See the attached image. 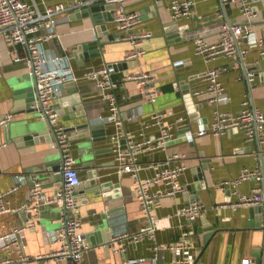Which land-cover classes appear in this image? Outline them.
Returning <instances> with one entry per match:
<instances>
[{"label": "crops", "instance_id": "1", "mask_svg": "<svg viewBox=\"0 0 264 264\" xmlns=\"http://www.w3.org/2000/svg\"><path fill=\"white\" fill-rule=\"evenodd\" d=\"M26 1L58 4L70 0ZM171 1L129 0V8L142 13L143 21L137 26V31L151 33L143 38L142 46L146 52L141 58L125 59L136 46L122 37L123 32L113 21L108 22L107 34L113 36L103 44L101 54H93L94 47H86L78 50L76 56L79 44L101 38L94 18L78 11L62 14L56 28L57 35L44 44L48 56L68 55L78 75L89 67L118 61L113 76L119 80L116 88L119 116L124 117L120 126L112 120L108 102L91 80L68 81L56 99L59 120L67 127L87 121L91 123L90 127H100L95 133L90 128L92 140L87 145L84 143L87 138L79 137L78 129L74 134L69 131L70 135L76 136L70 139L83 179L77 194L83 215L82 230L89 245L84 259L87 264H129L133 257H147L159 252L158 264H240L246 255L253 257L258 264L264 248V201L258 204L238 203L239 193H252L257 186L263 188L264 158L261 154L264 141L248 139L243 128H231L222 134L209 131L199 135L197 132L202 125L213 122L217 108L237 112L243 107V101L249 99L251 104L264 110V58L259 46L254 41L249 43L244 36L240 46L248 47L247 53L242 55L239 51L233 57L220 55L207 62L195 51L196 35L218 40L221 25L229 20L236 21L241 15L240 8L225 5V11L222 0H193V15L175 21L169 8ZM255 6L258 11H263V19L251 27L257 37H264V0H259ZM18 51L28 55V50L21 45ZM15 56L16 47L0 35V118L8 112L17 114L9 122L0 124V193H6V199L12 205L20 206L31 202L30 186L35 179L44 181L49 192H53L62 179L58 177L60 170L55 169L61 159L60 148L53 146L55 141L51 131L47 132L45 139L38 141L21 143L16 140V137L27 134L33 123L48 130L49 124L47 119L30 111L36 91L34 96L26 94L21 99L16 98L15 89L33 84L34 79L26 62L16 60ZM213 66H227L221 75L227 99L221 103L209 102L202 93L196 92L204 90L205 72ZM140 69L156 75L161 91L155 104L139 93L134 80L123 79L127 71ZM250 71L256 72L252 83L247 77ZM158 111L165 112L161 121L155 117ZM169 127L173 135L165 147H148L137 154L142 167L140 175L144 179L155 177L160 167L152 164L166 161L178 153L177 163L186 165L180 175L185 189L169 195L165 194L170 188L166 181H153L149 192L160 195L159 202L153 207V215L163 222L156 237L136 239L130 236L113 241V236L122 233L134 235L148 223L134 191V177L119 171L114 149L120 144L124 146V143L115 137L121 133V139L129 136L136 141L149 139L155 144L164 128ZM191 132H194L193 136ZM104 135L108 137L98 138ZM87 159L93 161L91 168L84 164ZM246 169L255 171L257 176L244 179L237 186L229 182L218 186L222 181L233 180ZM91 172L93 176H90ZM91 179L96 181V185L86 184ZM93 187L97 189L92 190ZM194 200L203 203L204 211L192 221L180 215L179 209ZM253 206L263 208L253 211L252 215L250 208ZM34 214V210L25 209L0 213V235L14 226H23L27 216ZM62 216L59 206L46 205L34 217L36 227L21 234L20 251L0 248V264L7 257L14 264L58 263L52 256L45 262L37 257L57 248L54 239L62 225ZM211 227L217 232L206 243L205 234ZM188 229H192L194 256L170 247L179 243L182 232ZM113 245L120 251L116 252ZM158 245L164 248L158 251ZM21 257L25 259L22 261ZM61 264L72 262L65 259Z\"/></svg>", "mask_w": 264, "mask_h": 264}, {"label": "built area", "instance_id": "2", "mask_svg": "<svg viewBox=\"0 0 264 264\" xmlns=\"http://www.w3.org/2000/svg\"><path fill=\"white\" fill-rule=\"evenodd\" d=\"M258 1L222 0L225 5L240 8L241 15L236 21H227L221 25V36L218 40H211L202 34H197L194 39L196 53L201 55L207 62L216 59L220 55L237 56L239 51L244 55L249 49L248 47L242 48L240 44L243 37L247 36L249 43L254 41L259 46V51L264 58V37H257L253 33L251 27L253 23L250 21L259 16V11L255 6ZM101 4H115L113 8L102 9L101 13L111 11L114 17L112 21L116 23L118 30L123 32L122 37L131 40L136 46L134 50L126 55L125 59L141 58L146 52V49L142 46L143 38L150 36L151 33L149 31L141 33L137 31V26L143 21L142 13L137 9L129 8V0H70L68 3L58 4H50L45 1L39 4L38 2L26 0H0V35L5 38L8 44L16 47L15 59L26 62L28 71L34 79L36 91L35 101L31 107L32 111L37 117L47 119L53 125L58 135V141H55L53 146H58L62 150V165L60 168L62 182L55 187L53 192H49L44 181L35 179L30 186L29 198L31 202H24L20 206L12 205L6 199V193H0V213L15 212L20 209L35 211L33 216H27L23 226H14L11 230L0 235V248L20 251L22 245L21 234L28 228L36 227L34 217H37L46 205H57L62 209L63 215L62 225L57 229L54 239L57 248L51 253L40 255L37 258L51 259L55 257L58 261L56 264H61L65 259H69L72 264H87L84 259V252L89 248V245L82 230L83 215L77 194V186L82 183L83 179L71 139L65 132L67 126L59 120L60 113L56 105V99L62 94L63 86L68 81L91 80L101 90L103 98L108 102L112 120L120 126L124 122V117L119 116L120 105L116 93L119 80L113 76L116 68L115 64H118V61L89 67L82 75H78L68 55L48 56L44 44L57 35L56 28L62 14L69 11L91 9L92 6ZM169 8L174 20L178 21L185 16L193 15L194 1L172 0ZM252 34L255 35V38ZM19 45L28 50V55H22L18 51ZM226 70L227 66H213L207 69L204 76L206 80L205 88L202 91H196L197 94L202 93L203 98L209 102L221 103L226 100L225 86L221 79L222 73ZM247 77L249 82L252 83L256 78V72H248ZM123 79L134 80L138 85L139 93L147 101L153 104L157 102L161 90L155 74L143 69L130 70L125 73ZM164 113L158 111L155 117L161 121ZM15 115L17 114L8 112L0 118V124L9 122ZM231 128H243L248 139L258 138L261 142L264 141V110L251 104L249 99L243 101V107L237 112L217 108L213 122L210 125H202L197 133L203 135L209 131H214L222 134ZM172 135L170 127L164 128L155 144H152V140L149 139L136 141L128 136L125 146L120 144L115 147L119 171L130 173L134 177V191L140 199L148 223L134 235L122 233L113 236V241L130 236H134L136 239L146 236L156 237V232L159 227L163 226V222L162 219L153 215V207L159 202L160 198V195L149 192V187L153 181L164 180L170 185L165 194L175 195L185 189V185L180 181V175L186 165L183 162L177 163L176 159L180 157L178 153L173 154L166 161L152 164L153 167H160L155 177L144 179L140 175L142 167L137 161V154L148 147H165ZM190 135L193 136L194 132H191ZM119 136H121V133L115 138L120 142L121 138ZM253 176H257V173L246 169L233 180L222 181L218 186H225L227 182L237 186L242 180ZM263 201L264 188L261 186H257L252 193H239L238 204H258ZM203 211V203L194 200L184 204L179 209V214L195 221L203 214ZM181 236V241L176 245H170V247L194 256L196 250H194L193 245L192 229L184 230ZM162 248L164 246L158 245V251ZM114 249L116 252L120 251L119 247L114 246ZM24 259V257L20 258L22 261ZM159 260L160 255L157 252L147 257H133L129 260V264H158ZM14 263L11 258L7 257L2 264ZM240 264L257 263L253 257L246 255L241 259Z\"/></svg>", "mask_w": 264, "mask_h": 264}, {"label": "water", "instance_id": "3", "mask_svg": "<svg viewBox=\"0 0 264 264\" xmlns=\"http://www.w3.org/2000/svg\"><path fill=\"white\" fill-rule=\"evenodd\" d=\"M113 7H115V4H104V5L101 4V5H94L91 7V9H84L83 11H78V12H81L82 15H84V16L91 15L94 18V21L96 22L97 31L99 32V36L101 38L95 39L94 41H91L90 43L79 44L77 46V50L75 51L76 56H78V50L82 51L86 47H94V49L92 51L93 54H95V52H96V54H101V47L103 46L104 43L108 42V40H110V38L113 36V35H110V37H109V36H107V34H109L108 33L109 32L108 22L112 21L114 19L113 13L111 11L104 12V14H102L101 10L104 8H113ZM223 8L225 11H227L225 4H223ZM226 16H227L226 18L228 20V15H226ZM260 19H263V11H259V16L254 17L250 21H251V23H256V22L260 21ZM234 21L235 20H231L230 22H234ZM250 21H247V22L249 23ZM115 65L117 67V64H115ZM26 94H29L30 96L35 95L34 83L28 84V85H22V86H19L15 89V95H16L17 99H21V98L25 97ZM17 109H19V108H17ZM30 111H32L31 107H30ZM48 124H49V130L48 129H41L40 125H38L37 123H33L32 127H31L32 129H30L27 134L20 135L19 137H16V140L18 142H21V143H24V142L30 143V142L38 141L40 138L45 139L46 134H48L47 132L51 131L53 136H54V138H53L54 141H58V135H57L53 125H51V123L49 121H48ZM90 126H91V123L87 121L84 123H79L77 125L68 126L65 128V132L69 135V137L71 139H73V138H76V136L70 135V132L73 131L72 134H74V132L79 131V133H80L79 137H86L87 138L86 142H84L87 145V142H90L92 140V138H90V134H89L90 128L94 133L97 130V128H100L99 126H93V127H90ZM75 129H78V131H75ZM76 134H78V133H76ZM107 137H108L107 135H104V136L98 137V138L106 139ZM120 142L124 143V146H125L127 139L122 138V139H120ZM83 146H85V145H83ZM262 152H263V150H262ZM60 154H61L60 162L55 165V169H57V170H60L61 165H62V150L61 149H60ZM261 155L264 158V152ZM84 164L86 167L91 168L93 166V161L91 159H87V160H84ZM205 167L207 168V165H205ZM93 175L94 174L91 172L90 176H93ZM58 177L62 179V174L60 171H58ZM86 184L88 186L96 185V181L91 179V181L86 183ZM80 185L77 186V190L79 189ZM263 188H264V179H263ZM95 189H97V187H93L92 190H95ZM259 208L260 207H255V206L251 207L250 210H251L252 215H253V211L258 210ZM262 208L263 207L261 206L260 209H262ZM208 230L209 231L205 234L206 243H208L209 240L211 239V237L213 235H215V233L217 232V230H215L213 227L208 228ZM41 260H43V262H45V259H41ZM258 264H264V248H263L262 256L258 258Z\"/></svg>", "mask_w": 264, "mask_h": 264}]
</instances>
